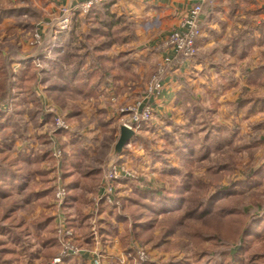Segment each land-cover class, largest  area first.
I'll list each match as a JSON object with an SVG mask.
<instances>
[{
	"label": "crops",
	"instance_id": "obj_1",
	"mask_svg": "<svg viewBox=\"0 0 264 264\" xmlns=\"http://www.w3.org/2000/svg\"><path fill=\"white\" fill-rule=\"evenodd\" d=\"M24 1L30 6L13 3L12 6L0 8V32L8 39L10 33L19 37L20 29L34 26L35 23L36 33L42 36L43 41L46 35L51 36V39L47 49H44V42L34 45L30 40L17 37L14 44L17 52L9 59L10 66L17 73L33 63L36 55L47 51L52 54L48 61L56 60V66L52 68L47 61L44 62L45 79L33 87L34 100L16 104V109L21 110L28 108L34 111L37 107L36 117L27 115L20 118L24 124L22 129L18 120H12L4 131H10L13 139L17 135L21 137L16 148L9 151L0 149V156H5L7 161L13 163V168L21 176L23 187L22 193L16 187L10 196L0 199V226L4 229L0 230V238L8 241L13 234L19 235L15 247L20 258L14 264H44L48 260L43 240L49 235H56L58 221L54 216V208L50 206L53 196L46 186L56 167L53 165V143L47 135L53 120L45 109L50 107L67 118L73 129L72 137L68 133L55 137L56 144L65 146L63 157L68 160L66 167L71 168L66 170L61 163L58 169L70 190L64 209L67 226L73 231L75 243L81 250V254L71 257L70 261L92 264L97 254L104 252L103 259L105 254L106 259L101 260L102 264H123L126 259L122 254L125 249L121 236L129 228L128 224L116 221L118 212L104 202L105 192L101 185L106 172L110 166L119 170L125 167L126 170L116 182V190L121 197H124L129 187L122 178L135 175L145 178L154 186H162L161 182H164L161 168H157L158 163L151 165L148 162L151 170L140 166L132 170L128 157L133 156L137 147L141 149L139 136L125 147L122 155H115V145L122 126L116 121L118 111L124 103L144 97L141 85L145 86L146 78L155 71L156 62L165 64L167 59L170 64L166 76L161 80L162 91L158 95L144 97L143 106L150 105L153 108L150 125L158 126L164 118H175L177 115L174 111L184 107L186 96L183 91L187 80L182 78L194 67V59L179 61L176 53L163 48V44L173 31L185 30L184 22L197 0H106L86 16L77 12L70 30L62 34H56L55 25L52 26L55 21L49 25L46 15L60 17L61 9L75 7L86 0ZM29 18H34L35 22H24ZM111 27L125 28L127 32L115 39L111 36ZM201 28L199 50L204 58L219 57L216 60L229 64L233 61L231 68L218 66L216 74L220 78L240 76L244 88H247L249 73L258 66H264V0L207 1L201 17ZM64 57L73 60V65L71 62L67 66L61 64ZM203 62L198 65L205 66ZM61 73L65 74L60 76ZM57 76L61 82L56 81ZM35 126L37 129L32 130ZM7 137L10 135L7 134ZM108 148L109 153L105 152L107 155H103L106 156L103 160L102 153ZM155 173H159L157 180ZM32 187H35L36 193L45 194L46 205L36 202L26 205L25 194ZM15 195L20 196L19 201ZM1 202L10 204L9 208L1 207ZM23 208H32L35 216L31 220L26 219L20 213ZM42 215L53 219L52 232L35 229V222ZM106 219L116 223L118 232L115 237L105 240L100 235L101 244L99 239L97 241L90 235L89 227L92 220L102 227ZM33 237L38 238L39 246L30 256L28 245Z\"/></svg>",
	"mask_w": 264,
	"mask_h": 264
},
{
	"label": "trees",
	"instance_id": "obj_2",
	"mask_svg": "<svg viewBox=\"0 0 264 264\" xmlns=\"http://www.w3.org/2000/svg\"><path fill=\"white\" fill-rule=\"evenodd\" d=\"M205 6L206 4L203 5L202 15ZM125 32H127L125 28L111 27V36L115 39ZM178 57L179 61L184 60L181 56ZM48 59H43V62L47 61V64L49 63L54 68L56 60L48 61ZM7 61L8 59L5 58L0 50V98L8 99L13 97L14 99L19 94H24L26 102L33 101V87L38 83L37 69L34 64L29 63L19 72L8 71L7 74L6 66L11 63L8 64ZM167 71L164 76H166ZM9 74L14 76L15 81V88L12 90L7 86ZM250 76L254 81L257 78H261L260 81L264 85V66L254 68L249 73ZM183 92H186V90ZM241 112L248 116L264 112V97L251 96L246 98L242 96L237 103L236 114L238 115ZM9 122L10 119L7 118V113L5 111L1 112L0 130L6 131ZM179 130L177 131L179 132ZM65 133L66 131L60 130L57 134ZM164 135L165 140H171L172 143L175 142L172 133L165 132ZM180 135L182 148L179 149L183 155L188 154L185 157V162L190 165L199 160L210 159L211 146L216 149L221 148L220 142L214 136L206 137L202 148L199 149L196 143H193L194 137L192 134L181 133ZM260 138L264 139V137L253 138V140L242 145V148L249 149V147H252L251 144H262L264 140H260ZM212 140L214 141L212 142ZM226 140L231 142L230 138ZM208 144L211 145L209 146ZM167 146L168 144L165 142V147L167 148ZM185 151H187L186 154ZM194 155L197 158H193ZM4 159L6 157L1 156V200L10 196L16 187L22 193L23 187L21 176L13 168V163L9 161L4 163ZM149 159L151 165L157 162L163 163L164 168L161 171V178L166 184L154 186L148 183L145 178L135 175L132 178H122V181L131 188L130 193L132 194L128 198H119L121 202L119 208L110 205L111 209L118 212L116 221L130 225V228L121 236L126 246V242L133 238L145 248L153 250L170 249L169 243L171 239L183 228L194 246L193 256L196 258L194 264H264V230H261L262 227L264 229V207L259 206V209L254 211L253 204L256 203L254 198H252L250 206H243L242 209L236 202L238 199L240 201L246 200V193L254 185L261 184L264 178V166L258 169H250L246 173L245 181L231 182L228 185H224L222 181L225 173L231 174L233 172L232 168L228 169L226 164L210 165L203 180H194L190 174L191 172H188L187 175H183V180H181L180 184H175L172 178L175 174H181L179 169L176 170L167 161H164L158 151L150 152ZM67 161L66 157L62 158V163L66 170L71 169L66 167ZM249 183L252 184L249 185ZM66 191L68 198L70 190L67 185ZM251 197H253L252 192H250ZM24 202L26 205L32 202L40 203L41 205H46L47 203L45 194L36 193L35 187L27 190ZM104 202H106L105 199ZM103 223L104 226L102 227H99L98 223L96 224L97 232L102 236L103 240L115 237L118 232L116 223L110 219H106ZM52 226L53 219L47 215H42L35 222L36 230L52 232L54 230ZM0 230H4L3 227ZM158 230H160L159 233H157ZM90 235L94 239L93 234L90 233ZM18 236L17 233L13 234V237L11 236L8 241L0 238V264H14V262L19 260L20 255L15 247V242L19 239ZM43 245L47 248L45 256L49 260L59 256L62 251V246L56 235H49L43 240ZM70 259L71 257L63 258L61 264H75ZM134 261H137V259L134 258ZM140 264L154 263L149 261L140 262Z\"/></svg>",
	"mask_w": 264,
	"mask_h": 264
},
{
	"label": "rangeland",
	"instance_id": "obj_3",
	"mask_svg": "<svg viewBox=\"0 0 264 264\" xmlns=\"http://www.w3.org/2000/svg\"><path fill=\"white\" fill-rule=\"evenodd\" d=\"M207 1L208 3H210L211 0H207ZM15 2L18 6L28 4V2L26 1L23 2V0H16ZM13 3H14V0H0V8L2 7L4 8L6 6H12ZM16 4L14 3V5ZM28 5L30 6V4ZM64 9H66V7L61 9L60 13ZM59 18H60L59 16L56 17L52 15L51 17V15L50 16L46 15V21L49 22V25L54 23L55 21V23L52 26L56 25V22ZM30 20L33 21L34 18L26 19V21L24 22L30 23ZM35 25L36 24L34 23V26ZM34 26L29 25L28 28L20 29L19 37L30 40L31 43L35 45V36L37 35L36 33L37 28ZM10 34H8L10 35V38L8 39L6 36H4V33L0 32V50L4 53L5 58L8 59L7 61L8 64H9V59L11 60L14 57V55H16L15 53L17 52V47L14 44L18 36L12 33ZM45 38L46 39H45V42L43 41L44 44L42 47L44 49H47V46H49L48 43L50 42L51 36L46 35ZM200 38L197 42L198 53L193 58L194 60H193L192 66L194 67L191 68L190 72L186 75V77L182 78V80L184 79V81L187 80V84L185 87L186 92H184L185 96L187 97V98L185 97L184 99L186 104L184 105V107H180L174 111V114L177 115L175 116V118L173 119L164 118L162 121L163 123L162 124L159 123L161 125L152 126L150 125L151 121L143 125L142 129L137 133V137L139 136L140 138L139 146L141 147V149L137 147V149L134 152L135 157H133L134 154L133 156L128 157L130 160L131 166H132L131 168L132 170H135V168H138L140 166L141 168H145L147 170L150 169L148 165V162H150L149 153L150 152L154 153L155 151H158L159 154H161V158H163L164 161H167V163H169L171 166L176 168V170L178 169L180 170V173H181L180 175L178 174L173 175L172 181H174L175 184H180L181 180H183L182 179L183 175L184 176L187 175L188 172H191L190 174L194 180L196 181L203 180L205 173L207 169L210 167V165L217 166L218 164L219 165L226 164L228 169L232 168L233 170L231 174L225 173V177H224V180L222 181V184L228 185L231 182L245 181L246 173L250 169H258L264 166V141L262 144L261 143L251 144L252 147H249V149L242 148V145H244L246 142H249L250 140H253V138L256 139L257 137H264V125L261 126V124L264 123V112H258L255 115H250V116L241 112L240 114L237 115L236 106L242 96H245L246 98L251 97V96H256V97L263 96L264 97V85H262L260 81L261 78H257L254 81L251 79V76L248 79L247 84L249 85L247 88H244L245 87L243 85L244 82L241 81L242 79L240 78V76L238 77L229 76L225 78H220L216 74L217 72L216 70L218 69V66L223 65L227 68H231L233 61L229 64V62H226V61L216 60L219 57L214 58L213 56L208 57V59L206 60L204 58V54H201L199 50ZM49 52L50 51H47L45 52V54L44 52L39 53L40 55L38 54L36 56L37 58L43 57V59L47 60V58H50L52 56V54H50ZM43 61L44 60L41 61L40 65H36L35 60L33 62L34 67L37 69V75H38L37 84H39L40 81H44L45 79L44 69L46 68V64ZM70 62H71V65H73V60L69 61L67 57H64L61 60V64H65V66H67L66 64H69ZM200 62H203L206 65L199 66L198 64ZM169 64L170 62H165V64H162V63L159 64L158 61L156 62L155 71L151 74L149 78H146L147 81L144 82L145 86L144 84L141 85L143 89L142 90L143 93L145 92L144 97L151 95L148 89H149L150 83L152 82L153 77L157 75L158 73L162 72L160 75V79L162 80ZM235 66L236 65H234V67ZM6 69H7L6 70L7 74H8V71L13 72L14 70V72H16L15 69L10 68V65H7ZM64 72H67V71L64 70ZM62 74H65V73H61L60 76ZM7 78H8L7 86H9L11 90L14 89L15 88L14 76H11L9 74ZM237 79H238V82L236 84ZM56 81L61 82L60 77L57 76ZM139 81H140V78H139ZM37 84H35V86ZM144 97L137 98L136 100L130 103H124L119 108L118 118L116 119L117 123L123 126V122H127L130 120V114L128 112H124V113L120 112L121 109H126L129 107H136L139 104L143 105ZM24 98H25L24 94H19L18 97L14 99L13 97H9L8 99L0 98V113L5 111L7 113V118H11L10 122L12 120L14 121L18 120V125L20 126V129H22L24 126V124L21 123L20 118H22L23 116L25 117L27 115L30 116V118H35L36 117L35 113L38 112L37 107L36 108L34 107L35 108L34 111L28 108H23L22 110L16 109L17 102L18 103L26 102ZM19 99H21V101H19ZM32 100H34V98ZM5 106H7L6 109H3V107ZM50 110H51L50 107L45 109L46 113H49L52 116V120H53L52 125L49 126L48 128L49 130H47V135H48V139H51L55 142V137L58 131L60 130L57 129L56 125L54 124V114L50 113ZM58 115L60 118L64 120V122L70 128L71 131L66 132V133H68L70 137H72L71 134L73 133V129L71 128V125L68 123L67 118H65L62 114L58 113ZM36 127L37 126H35L32 130L34 129L36 130L37 129ZM39 129L40 127H38V130ZM178 129H180L179 130L180 134L181 133L182 134L183 133L192 134V136L194 137L193 143H196L199 149L202 148V144L203 142H205V138L208 136L216 137L218 139L217 141L220 142L221 148L216 149L214 146H211L212 150H211L210 159L199 160L190 165L187 162H185V157L188 154L183 155L181 153L180 149L182 148V142L180 139L181 135L177 131ZM165 132H169L173 134L174 140H175L174 143H172L171 140H165V135H164ZM7 134H9L10 137H7ZM11 137L12 136H11L10 131H8L7 133L3 131L0 132L1 150L9 151V150L16 148V144L20 141L21 137H19V135L16 136V139H13ZM35 137L37 138L36 134H35ZM227 138H230L231 142H228L226 140ZM261 139L263 138H260V140ZM213 141L214 140H212V142ZM106 142H108V140ZM165 142H167L168 144L167 148L165 147ZM52 145L54 146V144ZM208 145L210 146L211 144H208ZM59 146L63 150V156H64L65 151H66L65 146L61 144ZM109 150H110L109 148L105 150L102 153V156L105 154L107 155V153H109ZM186 153L187 151H185V154ZM63 156L61 157L59 161V166H61ZM52 157H53V152H52ZM105 157L106 156H103L102 159L103 160L106 159ZM143 158H144V161H143ZM193 158H197V156L194 155ZM0 159H1V156H0ZM53 161H54L53 165L56 166V161L54 160V158H53ZM7 162H8L7 158L4 159V163H7ZM157 163H158L157 168H161L160 171H162L164 168L163 163L162 162H157ZM104 165L106 167V162L104 163ZM107 165H108V161H107ZM51 176H52L51 179L46 182V186L49 188L48 192L51 193L53 196L52 199H54V191H55V185H54L55 181L53 180L54 174L51 173ZM154 176L157 180L159 173H155ZM162 181L166 184V182L163 179ZM164 183L161 182V185ZM251 184L252 183H249V185ZM130 192H131V188L128 187L127 192L124 193L125 194L124 197L128 198L132 194ZM250 192L253 193V197L251 198H250ZM246 194H247L246 200L243 199L240 201L238 199L236 201L241 209L243 208V206H250L251 201L253 200L252 198L256 200V203L253 204L254 211H257L259 209V206L264 207V178L261 184L254 185V187L250 191H248ZM15 199L19 201L20 196L15 195ZM1 204H2L1 207H3L4 209L9 208L10 206V204H7L6 202H1ZM50 206H51V209H53L52 201H51ZM65 209H66V206H65ZM64 211L62 212V215L67 223V218H66ZM20 213L25 215L26 219L30 218V220L36 214L32 208H23ZM127 227L130 228V225L128 224ZM91 230L92 228L89 227L90 233H92ZM127 230L128 229H126L125 232ZM261 230H264L263 227L261 228ZM159 231L160 230H158L157 233H159ZM125 232H123V234ZM98 237H99L98 239L100 240L101 244H103V242L101 241L100 235H98ZM37 240L38 238L33 237L28 245L30 256H32L33 253L36 252V248L39 246V242ZM73 242L75 244V247L78 248V245L75 243V240ZM122 242H123V249H125V251H123L122 254H123V257L126 259L124 261V258L122 257L121 260L124 261L123 264H133L134 258L137 259V261H134V264H140V262H149V261L153 262L154 264H194L195 263L196 258H194L193 256L194 246H193L192 240L189 238L185 229L183 228H181L177 232V234L171 239L169 243V245L171 246V248L169 247L170 249L164 248L161 250H153L150 248H145V247H142L133 238H131L128 243L126 242L127 246L125 245L124 241ZM138 247L144 250V252L146 253V256H147L146 261H142L141 259H139V255H137ZM103 253H98V255L101 257V260L106 259V254L103 259V255H104ZM52 260L53 259H50V260L48 259L44 261L45 262L44 264H50Z\"/></svg>",
	"mask_w": 264,
	"mask_h": 264
},
{
	"label": "built area",
	"instance_id": "obj_4",
	"mask_svg": "<svg viewBox=\"0 0 264 264\" xmlns=\"http://www.w3.org/2000/svg\"><path fill=\"white\" fill-rule=\"evenodd\" d=\"M106 0H86L85 2L75 6L66 8L62 11V15L57 20L54 30L56 34L66 33L70 30L75 14L78 12L82 16H86L95 7L102 5ZM124 1V0H117ZM207 0H197V3L190 11L188 17L186 18L184 25V31H173L165 40L164 48L166 50H173L177 56H181L184 60L189 58H194L198 53L197 42L202 36L201 30V17L203 12V5ZM43 42L41 35L37 34L35 36V44L40 45ZM43 57H38L35 59L36 65H40ZM170 60L167 59L166 62ZM162 72L155 75L149 86V92L151 95H158L162 91V82L160 75ZM7 106L3 107L6 109ZM50 113L54 114V124L57 129L70 132V128L64 122L62 118L56 113L53 108H50ZM120 112H128L130 114V120L123 122V125L127 126L129 129L133 130L136 134L142 129L143 125L149 123L153 118V108L150 105L143 106L139 104L136 107H129L126 109H121ZM53 146V158L56 161V167L54 171V199L52 201V206L55 210L54 216L58 220L56 223V236L62 246V251L59 256L54 258L50 264H61L63 258L79 256L81 250L75 247L74 244V233L67 226L65 219L63 218L62 212L65 209L67 201V191L66 183L59 173V161L63 156V150L58 144H55L52 140ZM125 167L122 166L116 169L114 166H110L106 172L104 180L102 182V188L104 189V198L106 202L115 207H120L121 196L117 193L116 182L119 180L121 173L125 171ZM127 173V172H126ZM130 174H128L129 176ZM92 234L95 240L98 241L97 225L96 221L91 222ZM98 255V254H97ZM137 255L142 261L147 260L146 253L144 250L137 248ZM93 264H101V257L98 255L92 260Z\"/></svg>",
	"mask_w": 264,
	"mask_h": 264
},
{
	"label": "water",
	"instance_id": "obj_5",
	"mask_svg": "<svg viewBox=\"0 0 264 264\" xmlns=\"http://www.w3.org/2000/svg\"><path fill=\"white\" fill-rule=\"evenodd\" d=\"M137 134L129 129L127 126L123 125L120 127V135L118 141L115 145V155L120 156L123 154L125 147L135 138Z\"/></svg>",
	"mask_w": 264,
	"mask_h": 264
}]
</instances>
